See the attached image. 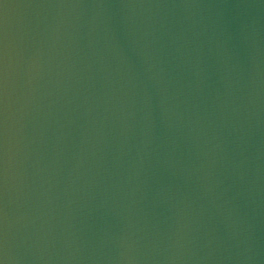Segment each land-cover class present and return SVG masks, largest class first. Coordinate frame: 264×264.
Wrapping results in <instances>:
<instances>
[{
    "label": "water",
    "instance_id": "water-1",
    "mask_svg": "<svg viewBox=\"0 0 264 264\" xmlns=\"http://www.w3.org/2000/svg\"><path fill=\"white\" fill-rule=\"evenodd\" d=\"M0 264H264V0H0Z\"/></svg>",
    "mask_w": 264,
    "mask_h": 264
}]
</instances>
